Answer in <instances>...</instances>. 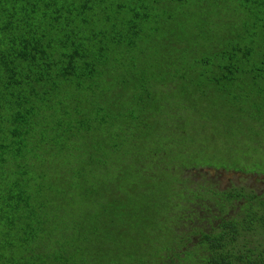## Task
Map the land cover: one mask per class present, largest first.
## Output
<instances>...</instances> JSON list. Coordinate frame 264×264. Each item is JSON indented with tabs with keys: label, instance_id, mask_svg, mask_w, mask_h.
Wrapping results in <instances>:
<instances>
[{
	"label": "trees",
	"instance_id": "16d2710c",
	"mask_svg": "<svg viewBox=\"0 0 264 264\" xmlns=\"http://www.w3.org/2000/svg\"><path fill=\"white\" fill-rule=\"evenodd\" d=\"M222 171L264 176V0H0V264H264Z\"/></svg>",
	"mask_w": 264,
	"mask_h": 264
},
{
	"label": "rangeland",
	"instance_id": "374dc122",
	"mask_svg": "<svg viewBox=\"0 0 264 264\" xmlns=\"http://www.w3.org/2000/svg\"><path fill=\"white\" fill-rule=\"evenodd\" d=\"M209 175H210V178L212 179L215 178L216 176H219L216 179L219 181V185L221 187H224L230 184V182H233L239 185H246L247 187H251L262 193L264 192V184H263L264 176L262 175H259V176H256L253 174L241 175L239 173H231V172L225 173L223 171L221 172V174L209 172ZM204 224L205 226L208 225L207 223H204ZM213 225L214 224H212V226ZM208 229H210L209 226H208Z\"/></svg>",
	"mask_w": 264,
	"mask_h": 264
}]
</instances>
